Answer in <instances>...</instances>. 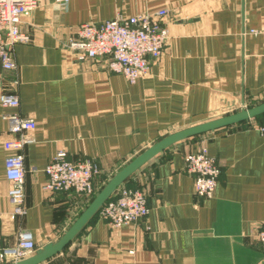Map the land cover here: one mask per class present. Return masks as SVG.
Instances as JSON below:
<instances>
[{
	"label": "crops",
	"instance_id": "0c3cea01",
	"mask_svg": "<svg viewBox=\"0 0 264 264\" xmlns=\"http://www.w3.org/2000/svg\"><path fill=\"white\" fill-rule=\"evenodd\" d=\"M166 5L167 44L136 82L107 59L79 60L65 41L83 22L133 15ZM264 0H38L23 15L31 41L14 47L16 68H0V224L2 244L22 229L36 249L0 264H264V135L258 119L183 131L264 102ZM34 117L23 134L24 215L12 217L4 142L6 114ZM205 145L221 173L215 193L194 191L185 155ZM90 158L100 172L92 194L44 189L58 152ZM122 185L143 187L150 212L137 223L111 225L99 209Z\"/></svg>",
	"mask_w": 264,
	"mask_h": 264
},
{
	"label": "built area",
	"instance_id": "2783aa9c",
	"mask_svg": "<svg viewBox=\"0 0 264 264\" xmlns=\"http://www.w3.org/2000/svg\"><path fill=\"white\" fill-rule=\"evenodd\" d=\"M65 7L69 0H55ZM38 0H0V65L12 71L16 68L14 47L18 43H28L32 39L30 32L21 28L23 15L31 12ZM169 15L166 5L138 12L133 15L118 13L114 18L100 21L89 20L79 24L68 36L65 46L79 60L104 58L109 68L121 73L130 82H136L148 73L151 63L162 56L167 44L168 29L165 18ZM252 34L264 33V27L253 28ZM0 104L8 107L20 105L17 93L0 92ZM10 131L22 136L4 142L7 150L5 158L6 177L12 182L9 189V201L12 217L24 215L25 204V163L21 152L29 140L23 133L36 129L38 122L34 117L20 113L6 114ZM264 135V119L254 122ZM186 169L194 175V191L205 198L215 193L221 167L211 156L205 145L191 150L185 155ZM48 178L44 189L51 191L73 190L77 193L92 194L95 191V177L100 172L99 165L90 158L72 160L64 151L54 155L47 164ZM150 212L147 192L140 186L122 185L117 194L107 199L99 209V216L111 225L137 223ZM257 238L264 243V223L257 229ZM3 233L0 224V263L20 258L36 249L33 231L22 229L18 242L14 246L2 244Z\"/></svg>",
	"mask_w": 264,
	"mask_h": 264
},
{
	"label": "water",
	"instance_id": "95a60500",
	"mask_svg": "<svg viewBox=\"0 0 264 264\" xmlns=\"http://www.w3.org/2000/svg\"><path fill=\"white\" fill-rule=\"evenodd\" d=\"M1 67L2 66L0 65V68ZM263 112H264V102L261 103L260 105L256 106V107H252L249 109H243L239 113L193 126L189 129L183 131V134H185V135L197 134L200 132H204L206 130L226 126V125L233 124L236 122H240L242 120L255 117L256 115L261 114Z\"/></svg>",
	"mask_w": 264,
	"mask_h": 264
},
{
	"label": "trees",
	"instance_id": "16d2710c",
	"mask_svg": "<svg viewBox=\"0 0 264 264\" xmlns=\"http://www.w3.org/2000/svg\"><path fill=\"white\" fill-rule=\"evenodd\" d=\"M254 118H255V119H258V121H261L262 119H264V112L261 113V114L256 115ZM246 121H247V119L242 120V121H240L239 123H243V122H246Z\"/></svg>",
	"mask_w": 264,
	"mask_h": 264
},
{
	"label": "rangeland",
	"instance_id": "374dc122",
	"mask_svg": "<svg viewBox=\"0 0 264 264\" xmlns=\"http://www.w3.org/2000/svg\"><path fill=\"white\" fill-rule=\"evenodd\" d=\"M245 109H247V108H245ZM252 118H254V117H252ZM249 119H251V118H249Z\"/></svg>",
	"mask_w": 264,
	"mask_h": 264
}]
</instances>
